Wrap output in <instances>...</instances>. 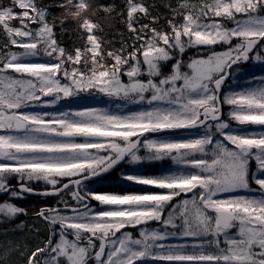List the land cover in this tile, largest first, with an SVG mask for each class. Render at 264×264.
Returning a JSON list of instances; mask_svg holds the SVG:
<instances>
[{"label": "snow or ice", "instance_id": "snow-or-ice-1", "mask_svg": "<svg viewBox=\"0 0 264 264\" xmlns=\"http://www.w3.org/2000/svg\"><path fill=\"white\" fill-rule=\"evenodd\" d=\"M0 224V264H264V0H0Z\"/></svg>", "mask_w": 264, "mask_h": 264}, {"label": "trees", "instance_id": "trees-1", "mask_svg": "<svg viewBox=\"0 0 264 264\" xmlns=\"http://www.w3.org/2000/svg\"><path fill=\"white\" fill-rule=\"evenodd\" d=\"M48 2L54 3L55 0H48ZM149 2L155 3L157 5H162V4L166 3L167 0H149ZM160 11L162 13L165 12V10L162 7L160 8ZM96 18L98 20H101V22L103 23L101 15H97ZM73 29H74V25H70L68 33L63 37L64 44L67 47H72V46H74V44L79 43V41L77 40V34ZM123 31H124L123 26L121 25V23L119 22L118 19L110 21V22L105 24L106 40L113 43L117 47L119 46L120 41L125 38V37H122L120 35L121 32H123ZM112 179H114V178H112ZM36 203L37 202L35 200L29 201L30 205H35ZM21 219H26L27 222L29 223V225H31V223H32L30 218H21ZM5 227H6L5 225L0 224V244L6 242V240H8V239L13 238V234H9L8 237H5L3 235V230ZM13 259H15L14 256H13Z\"/></svg>", "mask_w": 264, "mask_h": 264}, {"label": "rangeland", "instance_id": "rangeland-1", "mask_svg": "<svg viewBox=\"0 0 264 264\" xmlns=\"http://www.w3.org/2000/svg\"><path fill=\"white\" fill-rule=\"evenodd\" d=\"M105 186L118 187L116 180H110V181H108V183ZM119 187H123V186H119Z\"/></svg>", "mask_w": 264, "mask_h": 264}]
</instances>
